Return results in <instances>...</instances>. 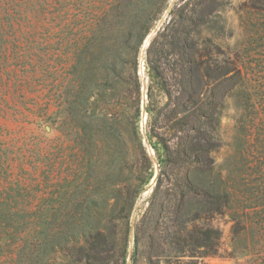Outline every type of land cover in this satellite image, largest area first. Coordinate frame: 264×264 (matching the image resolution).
<instances>
[{
	"label": "trees",
	"instance_id": "trees-1",
	"mask_svg": "<svg viewBox=\"0 0 264 264\" xmlns=\"http://www.w3.org/2000/svg\"><path fill=\"white\" fill-rule=\"evenodd\" d=\"M42 1L56 21L63 9L70 17L55 42L66 39L72 63L54 120L82 166L73 186L48 201H0V264H203L221 255L214 222L225 216L250 264H264V60L252 68L219 40L225 0L174 3L147 50L146 135L159 174L134 223L156 175L139 128L140 55L171 0H112L83 18L75 0ZM252 2L264 9V0ZM235 94L242 108L233 154L243 168L231 171L213 155L223 145L220 111Z\"/></svg>",
	"mask_w": 264,
	"mask_h": 264
},
{
	"label": "rangeland",
	"instance_id": "rangeland-1",
	"mask_svg": "<svg viewBox=\"0 0 264 264\" xmlns=\"http://www.w3.org/2000/svg\"><path fill=\"white\" fill-rule=\"evenodd\" d=\"M75 1L73 13L81 11L80 18H83L84 13L100 14L98 9L105 8L112 0H92L93 6H89L90 0ZM185 1L171 0L162 20L146 38L150 44L171 19V6ZM252 3V0H225L216 16L222 28H214V32L233 56L240 55L253 68L257 59L264 60V9H260L259 3L258 9L250 8ZM48 5L42 0H0V29L5 32L0 41V201L3 203L33 206L48 201L58 190L73 186L72 180L77 179L75 174H79L82 166V154H78V148L54 120L72 63L69 50L63 46L66 39L62 45L55 42L66 37L60 30L70 17L67 18V9H63L60 20L56 21L58 11ZM149 46L144 55L145 64ZM141 62L142 53L139 76L145 107L139 128L153 158L155 174H159L155 153L146 135L144 115L147 116L150 81ZM241 102L235 94L222 107L219 135L223 145L213 155L218 165L223 164L231 171L243 168L239 154H233L239 145L236 138ZM152 182L138 200L134 221L147 207L146 201L156 185ZM6 192L17 197L6 199ZM214 225L222 231L221 255L205 257L203 264H250V253L237 247L230 217L225 216Z\"/></svg>",
	"mask_w": 264,
	"mask_h": 264
},
{
	"label": "water",
	"instance_id": "water-1",
	"mask_svg": "<svg viewBox=\"0 0 264 264\" xmlns=\"http://www.w3.org/2000/svg\"><path fill=\"white\" fill-rule=\"evenodd\" d=\"M149 40L148 39H145V41H144V43H143V46H142V68L144 67V64H145V61H144V55H145V53H146V49H147V47L149 46ZM144 97H145V99L147 98V94L146 93H144ZM143 107H145V106H143ZM144 119H147V116H146V114L144 115ZM157 178H158V173L156 174V176H155V179L153 180V182L152 183H156V181H157ZM133 223H134V218H133ZM133 239H134V237H133V235H132V246H133Z\"/></svg>",
	"mask_w": 264,
	"mask_h": 264
}]
</instances>
